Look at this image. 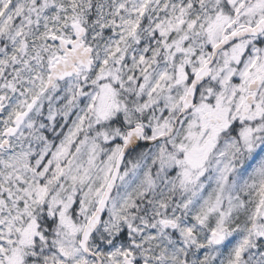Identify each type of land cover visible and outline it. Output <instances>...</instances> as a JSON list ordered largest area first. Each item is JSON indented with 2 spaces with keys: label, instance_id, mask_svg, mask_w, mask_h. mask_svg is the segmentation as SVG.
<instances>
[{
  "label": "snow or ice",
  "instance_id": "6c2138e0",
  "mask_svg": "<svg viewBox=\"0 0 264 264\" xmlns=\"http://www.w3.org/2000/svg\"><path fill=\"white\" fill-rule=\"evenodd\" d=\"M0 264H264V0H0Z\"/></svg>",
  "mask_w": 264,
  "mask_h": 264
}]
</instances>
